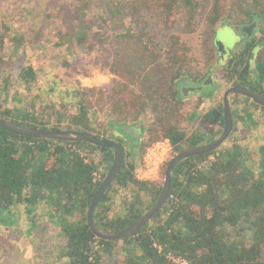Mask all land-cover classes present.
<instances>
[{
  "label": "trees",
  "instance_id": "16d2710c",
  "mask_svg": "<svg viewBox=\"0 0 264 264\" xmlns=\"http://www.w3.org/2000/svg\"><path fill=\"white\" fill-rule=\"evenodd\" d=\"M102 6L104 13H92ZM198 9L206 20L201 43L205 70L215 68L213 41L217 29L257 23L261 34L257 41L260 46L264 43V0H81L72 19L74 25L56 34L54 48L66 46L69 50L66 67L74 75L79 70L72 44L99 51L103 67L115 76L111 86L83 88L78 82L72 100L50 105L48 100L56 92L48 90L44 93L50 97L46 103L13 107L10 99L15 95L0 73V81L6 80L0 89V95L5 91L0 118L23 126L77 130L101 138L109 133L110 124L102 121L105 112L114 116L111 125L120 133L125 124L144 121L147 134L143 155L153 143L166 138L175 146L173 157L185 148L214 141L225 129L223 99L197 118L199 129L187 134L185 104L178 97L180 82H201L199 68L192 65L195 59L180 38L170 36L176 49L166 55L157 34L160 21L171 28L168 23L178 14L183 15L186 31L193 32ZM58 15L67 17V12ZM0 40V55L15 41L25 43V38H12L8 44L6 37L0 36ZM251 48L250 44L246 56L221 70L228 84H238V79L246 85L264 84V47L255 60L256 72L247 59ZM91 71L85 68L82 74L88 77ZM20 77L19 85L26 89L30 90L34 81L38 83L33 64L26 65ZM252 90L264 95V88ZM231 103L235 129L225 145L179 164L166 206L139 233L116 241L99 239L88 223L94 197L113 166V150L87 142L19 136L0 127V224L3 213L13 208L25 207L33 213L47 205L58 225L57 237L65 242L64 251L57 257L61 264H176L169 255L183 257L189 264H264V143L252 153L242 142L245 138L237 135L247 121L264 128V106L239 95ZM167 165L161 182L141 181L126 151L120 174L96 208V225L118 232L143 217L162 194ZM95 173L101 176L97 182ZM156 244L163 247L162 252ZM118 257L119 261L109 263L108 259Z\"/></svg>",
  "mask_w": 264,
  "mask_h": 264
},
{
  "label": "rangeland",
  "instance_id": "374dc122",
  "mask_svg": "<svg viewBox=\"0 0 264 264\" xmlns=\"http://www.w3.org/2000/svg\"><path fill=\"white\" fill-rule=\"evenodd\" d=\"M80 5L81 0H0V36L6 37L7 44L11 43L12 38H25V43L15 41L6 47L0 55V73L8 80L9 87L15 95L13 97L20 100L15 102L12 97L10 104L13 107L44 103L50 99L44 95L48 90L56 92L52 94V100H48L50 105L54 103L58 105L62 100H72L78 82L82 84L83 88L111 86L115 76L108 73L103 67L104 58L99 51L91 50L88 45L72 44L78 58L77 68L79 70L74 75L66 67L67 57L70 56L69 50H66V46L54 48L58 41L56 34L62 30L68 31L69 26L74 25L72 19L77 16L74 13ZM98 6L100 7V5ZM99 7H96L92 13L96 15L104 13L103 6ZM60 11H66L67 17H60L58 15ZM182 17V14L174 16L168 23V26L172 25L171 28L166 27V23L159 20L157 34L164 47L163 53L167 55L168 51L176 49L172 46L173 41L170 38L173 34L180 38L181 45L189 49V55L195 58L194 64L200 65L204 58L201 43L206 30V20L202 19L200 9H198L194 20V31L188 32L184 28ZM254 63L253 60V71L256 72ZM28 64H33L36 67L38 78V83L34 81L30 90L26 89L23 84L19 85L22 69ZM85 68L92 70L93 74L85 77L82 74ZM219 68L225 71L226 66L221 65ZM9 74L11 77H7ZM5 84L6 80H1L2 88L0 89H4ZM226 89L228 88H221L222 92L218 95L215 94L218 102L222 100ZM4 98L5 91L1 93L0 100ZM199 100L197 97L191 98L187 104L185 103L183 109L188 120L184 123L187 128L185 132L189 135L201 127L197 121L198 117L206 114L214 104L218 103L202 104L203 99ZM114 120V116L109 112L102 114V121L110 124L108 135L103 137L108 141L119 142L124 139L122 135L114 136L110 132ZM142 125H146L144 121H142ZM260 126L261 124H252L247 121L241 125V130L237 133L240 137L245 138L242 142L250 146L252 153L258 152L260 145L264 143V128ZM144 133L146 136L147 130ZM126 151L128 158L136 165L137 172L144 166L146 151L143 155L142 146L140 149H133L128 145ZM138 162L140 163L138 164ZM48 208L43 204L33 213H29L25 207L13 208L11 211L3 213L0 224V264H53V261L56 262L55 264H61L57 257L60 258L59 255L64 251L65 242L57 237L58 225L54 221L51 209ZM108 260L109 263H112L120 259L118 257L117 260L115 258Z\"/></svg>",
  "mask_w": 264,
  "mask_h": 264
},
{
  "label": "water",
  "instance_id": "95a60500",
  "mask_svg": "<svg viewBox=\"0 0 264 264\" xmlns=\"http://www.w3.org/2000/svg\"><path fill=\"white\" fill-rule=\"evenodd\" d=\"M234 37H235L234 30H232L230 27L219 29V31L217 32L215 43L222 56H225L226 53H229L230 48L233 47V45H235L236 39H234ZM228 43L230 46H228ZM208 86H209L208 83H204L200 88H183L182 91H190V93L192 94L193 92L202 93L204 89H206V87ZM236 95L249 98L253 100L256 104L260 106H264V95L252 90L251 88H247L242 85L228 88L225 91L223 97L224 118H225V129L223 133L217 139H215L210 143L201 146L188 147L178 152L167 165V169L164 176L163 191L158 201L143 217H141L133 225L118 232L105 231L99 228L95 223L94 215L99 203L102 201L105 194L107 193L113 182L116 180L117 176L120 174L124 166L126 160V150L119 142L108 141L94 134L77 131V130L53 131V130H44L35 127L23 126L12 123L3 118H0V127L19 136H24L34 139L64 141L71 143L87 142L97 147L113 150L115 153V160L113 166L109 174L106 176V178L100 185L97 194L94 197L93 203L88 212V223L94 235L99 239L116 241V240L127 239L139 233L166 206L172 192L173 175L179 164H181L184 160L189 159L191 157H197V156H202L216 152L225 145V143L228 141V139L230 138L231 134L235 129V118L233 114L231 100L233 96ZM132 128H134V130L138 134V136L136 137V143H134L133 145L136 148L140 149L143 143V139L145 137V133L140 129H135V127ZM139 163L140 162H138V164Z\"/></svg>",
  "mask_w": 264,
  "mask_h": 264
},
{
  "label": "flooded vegetation",
  "instance_id": "af4514ba",
  "mask_svg": "<svg viewBox=\"0 0 264 264\" xmlns=\"http://www.w3.org/2000/svg\"><path fill=\"white\" fill-rule=\"evenodd\" d=\"M230 28L232 30H234V35L236 37V38L234 37V39H236V43H235V45H233V47L230 48L229 53H226L225 56H222L220 54V51L217 48L216 43H215L216 36L214 38L213 50H214V54L216 56L215 60L213 61V64H212V66L215 67L214 71L211 72L209 70H205L204 69L205 66H204L203 63L200 64V65L199 64L196 65L192 61L193 62L192 65L195 68H196V66H198V68H199V70L197 71L198 72V77L202 81L200 82V81L196 80L197 81L196 82L194 79H184V80H182L180 82L181 86L179 88L178 97H179V99L182 102H184V104L185 103L187 104L188 100H190L193 97H197L200 100L203 99L202 104L203 103L207 104L209 102L210 103L218 102L217 101V96H215V94H217V95L220 94V92H222L221 88H232V87L238 86V85H242V86H245V87L251 88V89L252 88H264V84L262 86H259V85L257 86V85H253V84L252 85H246V84H243V82L240 79L235 81L238 84H233V83L228 84L226 79H224L223 73H221V69L219 68L221 65L229 66L231 64V61H233V60H236V61L241 60L242 57L246 56V54H247L246 53V49H247V47L250 44L252 45L251 54H250V57H248L247 59L252 63L253 60L255 61L257 59L259 53L262 51L261 48L264 47L263 46L264 43H262V45L260 46V43L257 41L261 37L259 26H258L257 23L246 25V26H243L241 28H237L236 26L230 27ZM217 31H219V30L217 29ZM228 46H230L229 43H228ZM203 70H205V73L201 72ZM204 74L206 75V78H204V76H203ZM251 76L255 78V74L254 73H251ZM204 83H208L209 86L206 87V89H204V91L201 93V95H198V92H193V94H192V93H190V91H182L183 88H200ZM224 83L226 84L225 87H224ZM134 88H138V87L135 86ZM207 88H209V89H207ZM224 93H223V97H224ZM223 97H222V99H223ZM234 97L235 96H233V98ZM216 104H214L213 107ZM132 127H135V129H140L141 131H143V127L144 126L143 125L137 126V125H132V124H125L123 126L122 133L116 131L117 127L111 126L110 132L114 136H116L118 134L122 135V137L124 139L121 141V143H122L121 145L122 146H127L128 145L129 147H133V149H134L136 147L133 144L136 143V137L138 136V134L136 133V131Z\"/></svg>",
  "mask_w": 264,
  "mask_h": 264
},
{
  "label": "built area",
  "instance_id": "2783aa9c",
  "mask_svg": "<svg viewBox=\"0 0 264 264\" xmlns=\"http://www.w3.org/2000/svg\"><path fill=\"white\" fill-rule=\"evenodd\" d=\"M175 153V146L169 138L159 140L149 146L144 157V166L137 171V177L141 181L158 183L162 180V170L167 163L173 158ZM95 182L101 176L98 173L94 174ZM160 252L163 247L156 244ZM168 258L176 264H189L183 257H175L169 255Z\"/></svg>",
  "mask_w": 264,
  "mask_h": 264
},
{
  "label": "crops",
  "instance_id": "0c3cea01",
  "mask_svg": "<svg viewBox=\"0 0 264 264\" xmlns=\"http://www.w3.org/2000/svg\"><path fill=\"white\" fill-rule=\"evenodd\" d=\"M140 125H142V123L140 122V123H138V125L137 126H140ZM143 132H145V130L143 129Z\"/></svg>",
  "mask_w": 264,
  "mask_h": 264
}]
</instances>
